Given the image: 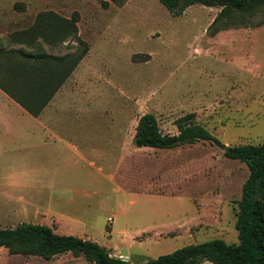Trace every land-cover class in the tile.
<instances>
[{"label":"rangeland","instance_id":"1","mask_svg":"<svg viewBox=\"0 0 264 264\" xmlns=\"http://www.w3.org/2000/svg\"><path fill=\"white\" fill-rule=\"evenodd\" d=\"M44 11L77 18L76 36L47 50L54 56L84 51L55 105L68 112L59 120L72 124L76 136L90 137L95 153L76 161L64 181L68 200H62L50 196V161L40 171L9 135L0 139V228L46 225L133 261L211 239L237 244L234 225L247 167L207 141L137 148L133 136L139 117L149 113L162 134H177L181 120L204 127L226 146L261 144L264 8L235 22L246 27L214 34L216 7L192 5L174 17L158 0H0V36L31 25ZM118 129L121 155L107 156ZM9 180L19 186L8 191ZM35 207L48 218L35 216ZM0 264L90 263L70 253L46 261L0 248Z\"/></svg>","mask_w":264,"mask_h":264},{"label":"trees","instance_id":"2","mask_svg":"<svg viewBox=\"0 0 264 264\" xmlns=\"http://www.w3.org/2000/svg\"><path fill=\"white\" fill-rule=\"evenodd\" d=\"M108 1L117 5L126 2ZM158 1L174 17L192 5L219 8L210 26L214 34L246 27L235 22L264 8V0ZM107 4L103 2L104 6ZM76 23L75 15L66 18L52 11H44L36 16L31 25L6 37L8 44H18L19 48L5 49L0 43V89L33 117H38L84 55V51L58 57L47 55L43 44L56 48L66 38L75 37ZM43 89L47 92L39 97ZM181 122L176 123L177 134H162L154 115L143 114L137 121L133 144L137 148L171 149L207 141L222 149L225 158L243 163L248 175L242 183L237 205L234 225L237 244L211 239L154 259L138 258L133 261L112 256L95 242L56 234L46 225L21 223L14 228H0V248L6 249L9 255L38 257L46 261L70 253L83 257L90 264H264V141L259 145L226 146L204 127Z\"/></svg>","mask_w":264,"mask_h":264},{"label":"crops","instance_id":"3","mask_svg":"<svg viewBox=\"0 0 264 264\" xmlns=\"http://www.w3.org/2000/svg\"><path fill=\"white\" fill-rule=\"evenodd\" d=\"M0 41H2L0 43L3 44L5 49H17L20 47L18 44H8L6 38L2 36H0ZM65 44L66 42L62 43V45ZM57 47L59 48V45ZM47 48L43 44L44 52L47 55L54 56L55 54L47 50ZM58 56L56 55V57ZM67 80L53 94L38 117L30 115L0 89V139L5 140L9 135L13 139L15 150L17 152L27 151V157L38 164L40 171H47L44 162L50 161L52 164V167H50L52 177L50 196L53 198L61 196L59 199L62 200H68L67 194L70 190L66 189L64 183L67 182L69 172L73 171L76 161L86 160L91 153H95L90 145V137H86L83 132L76 136L72 124L59 120L60 113H68L63 111L64 108L62 106L55 105V102L58 101L57 99L65 93L64 85ZM46 92L47 90L43 89L38 96H43ZM84 111L85 108L80 107V113H84ZM121 135L122 133L119 129L114 133L115 137L108 142L106 147L107 154L105 153V155L108 156L113 153L117 156L121 155ZM62 163H65V166H62ZM66 166L68 168H65ZM69 166L71 167L70 169ZM18 186L17 183L11 180L5 183V188L8 191H12L11 189ZM34 213L35 216L44 219L48 218V213L41 208L36 209L35 207ZM57 215L63 219H70L63 212H58Z\"/></svg>","mask_w":264,"mask_h":264},{"label":"built area","instance_id":"4","mask_svg":"<svg viewBox=\"0 0 264 264\" xmlns=\"http://www.w3.org/2000/svg\"><path fill=\"white\" fill-rule=\"evenodd\" d=\"M108 221L110 222L111 221V218H108Z\"/></svg>","mask_w":264,"mask_h":264}]
</instances>
